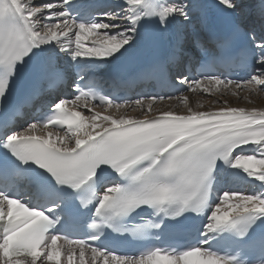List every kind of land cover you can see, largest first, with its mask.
Here are the masks:
<instances>
[{"label":"snow or ice","instance_id":"1","mask_svg":"<svg viewBox=\"0 0 264 264\" xmlns=\"http://www.w3.org/2000/svg\"><path fill=\"white\" fill-rule=\"evenodd\" d=\"M127 3L140 8L130 16L108 11L89 20L71 15L67 10L71 0L42 7H33V0H0V149L4 150L0 155V188L5 189L0 191V264H245L235 255L214 250L211 242L235 248L239 256L249 257L247 264H264V191L225 190L218 197L219 203L213 206L211 201L218 162L242 168L248 177L264 183V159L243 154L233 159L234 149L250 143L264 155V111L222 107L215 112H192L189 108L191 115L162 111L144 120L104 116L103 121L111 122L109 126L96 123L97 113L89 118L92 131L81 135L85 118L75 108L65 109L81 96L96 97L91 87L84 91L79 84L84 80V68L93 61L134 59L145 52L159 54L163 49L162 55L145 66L144 75L159 77L161 86L168 87L169 66L179 68L181 55H190L187 41L202 48L204 31L214 22L225 24L228 36L250 35L255 70L247 79L232 80L211 74L214 59H209L201 64L198 78L190 80L178 73L177 82L187 85L189 91L203 88L204 92L222 84L241 89L264 85V0H175L159 11L141 0ZM76 7L91 15L88 6ZM151 16L159 17L158 25L145 27L151 22L145 18ZM52 20L56 23H50ZM170 23L175 31L166 35ZM73 31L75 47L69 37ZM85 34L95 37L91 46L84 41ZM69 65L77 81L73 90L80 95L74 101L60 98L49 106L47 115L40 113L26 127L17 126L21 107L36 100L45 90L43 86L55 87ZM21 75L22 94L12 103L9 79ZM99 98L117 109L129 103ZM163 99L153 95L147 106L151 109L156 100ZM131 103L144 107L145 98ZM50 126H67V131L54 132ZM37 129L46 135H37ZM73 131L74 136L70 134ZM113 173L119 179L97 196L96 186L103 185ZM126 178L127 186L122 183ZM22 182L35 187L37 203L7 190ZM93 198L94 211L88 208ZM233 199L236 203H229ZM223 205L227 208L222 209ZM144 206L153 209L159 222L117 225ZM82 208L93 218L90 228L94 231L87 239L71 235L77 231ZM189 212L204 213L205 222L199 232L202 238L184 249L154 247L128 255L117 254L102 243L89 244V240H101V225L142 235L145 228L162 230V225L182 228ZM61 239L63 244L58 243Z\"/></svg>","mask_w":264,"mask_h":264},{"label":"bare ground","instance_id":"2","mask_svg":"<svg viewBox=\"0 0 264 264\" xmlns=\"http://www.w3.org/2000/svg\"><path fill=\"white\" fill-rule=\"evenodd\" d=\"M78 3H86L90 0H74ZM94 1V0H91ZM103 1V0H98ZM115 4L110 6L113 7V11H123L128 16H130L132 11L137 10L140 8V6H132L127 3V0H114ZM152 0H141L142 4L150 3ZM174 0H154L157 11L161 10L163 7L171 5ZM212 2V0H210ZM45 3H56L57 5H60L58 0H33V4L39 6L45 4ZM118 3V4H117ZM105 4V3H104ZM121 5H123V9H121ZM100 14V13H99ZM97 14V16L99 15ZM45 15H47V10H45ZM150 17H147L145 19H148ZM63 18H61L62 20ZM157 22H159V17L157 16ZM50 23H56L55 20L50 21ZM145 27H149L148 23H145ZM170 30L169 33L166 35H172L175 31V25L173 23H170ZM215 32V28L211 27L210 30L204 31V39L202 42H211V40L217 36ZM214 33V34H212ZM247 33V32H246ZM248 34V33H247ZM261 33L259 29H257L256 37H260ZM74 35L73 33L69 34L70 39L72 40ZM85 42H91L93 39H95L94 36L85 34L83 37ZM75 41V40H74ZM192 44V42L189 40L186 42V48L189 47ZM252 46L254 47V43L251 41ZM110 59V58H109ZM113 62H103V61H93L90 62L91 68L96 71H102L108 66H111ZM206 84V82H205ZM258 86H264V85H258ZM257 85L252 87H245L247 90L244 92H239L240 88H237L234 85H229L225 87L223 84L219 86H212V90L209 92H204L203 88L197 89L195 91H189L182 95H179L177 97H185L186 100L183 99H166L164 102L155 101L153 103L152 108L150 109L147 106L148 100H145V106L139 107L135 104L125 105L124 107L117 109L115 106H91L89 104H86L84 102H76L75 105L70 104L69 106H72L76 109L77 112L81 114L85 119L81 121L82 123V129H81V135H83L84 131H92L90 128V117L99 114L96 120V123H103L105 126H109L111 124L110 121H103L104 116H110L112 119H130V120H144L149 118H154L160 115L162 111H172L176 115L186 116L191 115L192 113L188 111L189 108L192 109V112H215L218 111L222 107H235V108H245L248 110H251L253 108L257 110L264 111V98H260L261 95H257ZM256 92V93H255ZM193 93V94H192ZM251 93L252 95H249ZM53 131V130H51ZM56 132V131H54ZM37 135H46V133L42 132L41 130L37 129L36 131ZM71 135H75V131L70 133ZM71 143L74 144V140L71 141ZM245 150H251L253 154L259 153V155H256L257 159H264V155H261L260 152L257 150V146L253 143L249 145H244L236 150L233 151V159L235 155H238L239 152H243ZM242 169V168H240ZM243 170V169H242ZM221 171H228L232 172L233 169L229 168L228 166H225L222 163V170ZM214 176H217L220 178V181L222 180V176H220V171L217 170V172H214ZM248 177V176H247ZM250 181V179H249ZM250 183V182H249ZM219 184V183H218ZM218 184L213 186L212 191V205L214 206L216 203H219L218 197L223 194V192H220V189L218 187ZM264 191V183L260 181V183H257L256 186L248 187L247 193H258ZM229 203L234 204L236 203L235 199L229 201ZM223 208H227V205H223ZM59 244H63L64 242L61 240H58ZM79 249H77L78 254ZM90 258L91 253L89 252L87 254ZM30 260V258H29ZM37 264H40V261L37 262Z\"/></svg>","mask_w":264,"mask_h":264},{"label":"rangeland","instance_id":"3","mask_svg":"<svg viewBox=\"0 0 264 264\" xmlns=\"http://www.w3.org/2000/svg\"><path fill=\"white\" fill-rule=\"evenodd\" d=\"M171 2H175V1H171ZM33 7H42V5H39V6H37V5H35V4H33L32 5ZM74 40H75V36H73V38H72V41H73V47H75V43H74ZM87 44H88V46H91V43L90 42H86ZM258 86V85H257ZM245 90H247V88H245V87H243L242 89L240 88L239 89V92H244ZM191 92V91H190ZM256 92H257V95H261V97L260 98H264V86H258L257 87V90H256ZM255 92V93H256ZM193 94V93H192ZM249 95H252L251 93H249ZM259 95V96H260ZM249 155H251V154H249ZM252 155H259V153H256V154H252ZM256 170H258V168L256 169ZM226 172H228V171H226ZM241 172H242V174L243 175H245V176H247V174L241 169ZM228 173H230V172H228ZM249 179H251V178H253V177H248ZM222 180H224V178H222ZM221 180V181H222ZM250 182V181H249ZM256 184H257V182H256ZM240 185V186H239ZM238 186H233V188H234V190L235 191H239V187H244V185H245V182H242V183H240ZM220 186V183L218 184V187ZM250 187V186H249ZM219 189H220V187H219ZM247 189L248 188H242V189H240V192H242V193H247ZM227 190H230V189H227ZM233 190V191H234ZM220 192H223L221 189H220Z\"/></svg>","mask_w":264,"mask_h":264}]
</instances>
